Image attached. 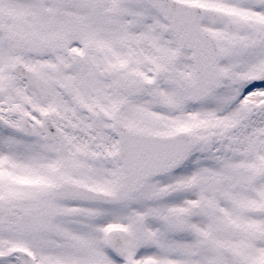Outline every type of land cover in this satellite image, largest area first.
<instances>
[{"label":"snow or ice","instance_id":"snow-or-ice-1","mask_svg":"<svg viewBox=\"0 0 264 264\" xmlns=\"http://www.w3.org/2000/svg\"><path fill=\"white\" fill-rule=\"evenodd\" d=\"M0 264H264V0H0Z\"/></svg>","mask_w":264,"mask_h":264}]
</instances>
